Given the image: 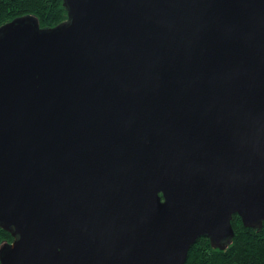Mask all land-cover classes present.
Listing matches in <instances>:
<instances>
[{"label":"water","instance_id":"95a60500","mask_svg":"<svg viewBox=\"0 0 264 264\" xmlns=\"http://www.w3.org/2000/svg\"><path fill=\"white\" fill-rule=\"evenodd\" d=\"M0 28L1 264H186L264 224V0H64Z\"/></svg>","mask_w":264,"mask_h":264},{"label":"trees","instance_id":"16d2710c","mask_svg":"<svg viewBox=\"0 0 264 264\" xmlns=\"http://www.w3.org/2000/svg\"><path fill=\"white\" fill-rule=\"evenodd\" d=\"M21 17H35L42 29L68 21L64 0H0V28ZM234 236L224 250L201 237L189 251L186 264H264V224L246 226L238 215L231 220ZM14 241L0 227V249ZM1 264V261H0Z\"/></svg>","mask_w":264,"mask_h":264},{"label":"rangeland","instance_id":"374dc122","mask_svg":"<svg viewBox=\"0 0 264 264\" xmlns=\"http://www.w3.org/2000/svg\"><path fill=\"white\" fill-rule=\"evenodd\" d=\"M13 242H14V241H13ZM13 242H12V243H13ZM12 243H10V244H12Z\"/></svg>","mask_w":264,"mask_h":264}]
</instances>
